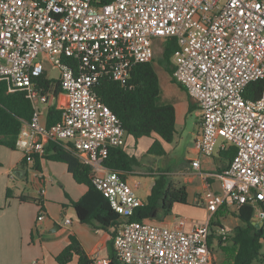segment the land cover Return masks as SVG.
<instances>
[{
  "label": "built area",
  "instance_id": "2783aa9c",
  "mask_svg": "<svg viewBox=\"0 0 264 264\" xmlns=\"http://www.w3.org/2000/svg\"><path fill=\"white\" fill-rule=\"evenodd\" d=\"M170 38L178 45L172 78L200 106L198 149L236 148L221 192H204L209 218L189 230L183 218L176 226L130 220L144 201L105 164L112 147L125 146L126 131L94 90L105 75L127 84L134 66L153 60L155 41ZM45 62L58 69L57 80ZM0 81L8 93L24 90L34 107L16 139L26 162L54 142L91 167L94 185L120 215L114 250L123 264H214L210 224L222 206L252 205L264 225V0H0ZM253 82L263 90L246 97ZM58 88L67 102L48 126L40 107ZM219 235L227 239L225 230Z\"/></svg>",
  "mask_w": 264,
  "mask_h": 264
},
{
  "label": "crops",
  "instance_id": "0c3cea01",
  "mask_svg": "<svg viewBox=\"0 0 264 264\" xmlns=\"http://www.w3.org/2000/svg\"><path fill=\"white\" fill-rule=\"evenodd\" d=\"M167 80L169 82L167 81L165 85L164 93L161 89L159 103L172 104L175 107L174 140L167 143L156 134L136 140L126 133L124 149L140 161L139 166L126 172V178L137 193L141 183L137 179L131 180L132 175L154 176L148 184L147 199L151 194L155 178L160 173H165L170 182L184 186L188 192V203L175 204L172 212L159 222L176 226L178 220L183 218L187 221L185 228L189 230L193 229L197 223H203L209 218V211L203 199L204 192L207 189L221 192L222 175L228 169L231 160L225 150L217 149L211 155L200 152L196 145V140L202 132L200 106L169 72ZM66 102L67 95L59 89L48 104L41 105L44 117L42 122L47 124L50 107L59 109ZM187 114H190L189 119ZM183 115L186 116L183 117ZM155 139L162 142L165 152L161 155L149 152ZM142 140H146L143 146H141ZM171 153L176 157L174 169H170L169 166L164 170L159 167L154 168L161 160L158 158L166 157ZM146 156L149 159L144 162ZM40 160L41 167L37 169L34 163L25 161L21 150L0 145V165L6 168L0 172L1 178L7 173L9 179H14L18 185L13 190L7 182L5 186L12 190V195L9 200L0 202V264H59L56 257L69 244L70 235H75L79 239L85 251L93 259L100 257L111 260L114 252L111 230L82 223L73 207V201L79 200L88 187L76 182L65 163L45 156ZM193 160L200 161L199 167L192 165ZM26 181L30 186L27 194V186H23V182ZM137 182L139 185H136ZM42 188L45 192L40 194L39 191ZM22 196L27 197L26 200H21ZM39 198L42 199L40 203L35 201ZM235 210L236 208L226 205L212 215L211 220L216 223L219 233L225 229L228 234H232L233 230L242 224L233 214ZM41 212H44L46 217L43 221H38ZM68 219L69 222H67ZM261 222L254 219V223ZM219 225H222L224 229ZM223 253L225 256V251ZM262 254L264 255V251ZM213 255L214 260H217L215 253ZM260 263L264 264V261ZM68 264H78V257H74Z\"/></svg>",
  "mask_w": 264,
  "mask_h": 264
},
{
  "label": "trees",
  "instance_id": "16d2710c",
  "mask_svg": "<svg viewBox=\"0 0 264 264\" xmlns=\"http://www.w3.org/2000/svg\"><path fill=\"white\" fill-rule=\"evenodd\" d=\"M162 60L166 70L172 75L174 64L173 54L177 49V41L174 38L164 41ZM154 59L149 62L139 63L133 67L129 82L122 84L114 80L110 75L101 77L94 90L101 100L119 117L126 133L136 140L142 137H150L156 134L162 141L171 143L176 134V110L172 104L159 103L161 86L159 75L154 66ZM41 85H48L49 81L40 78ZM256 86L257 90H253ZM59 89V88H58ZM58 89L55 92H58ZM263 90L262 82H253L245 91V96L257 98ZM34 107L24 90L13 93L7 92V84L0 81V145L16 149V139L24 121L31 120ZM60 118V110L50 107L48 111L47 125L51 126ZM150 153L163 154L164 148L159 139H155L149 149ZM225 152L233 158L236 148L230 145ZM45 157L63 162L76 182L88 187L86 193L77 201H73V207L78 219L85 224L94 225L104 230H111L113 240L116 235V227L120 215L111 207L108 198L93 183V171L91 167L83 163L73 153L64 150L54 142H50L45 148ZM41 158L35 157L34 167L40 169ZM105 164L125 174L140 165L139 159L130 155L124 147H112ZM12 190L7 189V197H11ZM26 200L27 197H20ZM40 203L41 198L36 199ZM188 192L184 186H178L170 182L165 173H160L155 178L151 188V194L144 204L137 208L130 220L135 221H161L166 218L175 204H187ZM158 211L156 216L155 212ZM255 209L252 205L245 204L237 208L233 214L239 218L241 225L228 234L223 240L218 235L220 244L225 241L234 255L233 264H252L254 261H264L262 254L264 240V225L257 227L254 223ZM162 213V216H160ZM211 220V233L209 244L212 248L215 239ZM222 227V225H219ZM224 229V227H222ZM225 230V229H224ZM74 257H78V264H95V260L85 251L81 242L75 235H70L69 244L56 257L59 264H68ZM111 264H123L115 255L111 256Z\"/></svg>",
  "mask_w": 264,
  "mask_h": 264
},
{
  "label": "rangeland",
  "instance_id": "374dc122",
  "mask_svg": "<svg viewBox=\"0 0 264 264\" xmlns=\"http://www.w3.org/2000/svg\"><path fill=\"white\" fill-rule=\"evenodd\" d=\"M164 41L161 40V39H157L155 41V55H154V66H155V69L158 73V75L160 76V82H161V89L163 90V93H164V88H165V85L167 83V76H168V71L166 70V67H165V64L163 63V60H162V51H163V48H164ZM45 67L47 69V73L48 75L50 76V78H57L58 77V74H59V71L58 69L54 68L50 63L48 62H45ZM169 82V81H168ZM162 103L164 102L163 99L160 100ZM180 115H182V113H180ZM186 116V115H183V117ZM42 118L44 119V117L42 116ZM190 118V114H187V119ZM146 140H142V144L141 146H143L145 143ZM147 159L148 156H146V158L144 159V162H147ZM158 159H161L160 162L158 163V165L156 167H154L155 169L156 168H160L162 170H164L165 168H167L169 166L170 169H174L175 167V164H174V160L176 159V157L174 156L173 153L171 154H168L166 157H162V158H158ZM6 168L4 166H1L0 165V172H2L3 170H5ZM156 171V170H155ZM133 177L131 178L132 179H137L141 185H140V188L137 192V195L143 200V201H146L147 200V189H148V184L150 181L153 180L154 176H150L148 174H136V175H132ZM2 179V180H1ZM7 182H9V186L15 190L16 187L18 186L15 182V180L13 179H9V175L7 173H5L4 177L1 178V175H0V202H4V200H9L10 198L7 197V194H6V190H7V187L5 186L7 184ZM23 186H27V189H26V194L29 193V184H28V181H26L25 183L23 182ZM17 185V186H16ZM21 186V185H20ZM156 223L160 224L159 221H156ZM213 231L215 232V239H214V242H213V246H212V249H213V253H215V255L217 256V260H214V264H233V260H234V255L231 254L230 250H227L225 248H221V246H226L227 248L230 247V245L225 241L223 244H220L219 242V239H218V233H219V230H218V227L216 226H213ZM224 252L225 251V256H224ZM264 251V240H263V248H262V252ZM223 253V255H222ZM252 264H261L259 261H254Z\"/></svg>",
  "mask_w": 264,
  "mask_h": 264
},
{
  "label": "water",
  "instance_id": "95a60500",
  "mask_svg": "<svg viewBox=\"0 0 264 264\" xmlns=\"http://www.w3.org/2000/svg\"><path fill=\"white\" fill-rule=\"evenodd\" d=\"M157 212H158V211L155 212L154 216L157 215V214H156ZM262 225H263V222H261V223H256V226H257V227H261Z\"/></svg>",
  "mask_w": 264,
  "mask_h": 264
}]
</instances>
